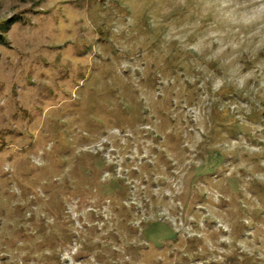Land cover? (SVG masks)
Wrapping results in <instances>:
<instances>
[{
    "label": "rangeland",
    "instance_id": "obj_1",
    "mask_svg": "<svg viewBox=\"0 0 264 264\" xmlns=\"http://www.w3.org/2000/svg\"><path fill=\"white\" fill-rule=\"evenodd\" d=\"M0 264H264V0H0Z\"/></svg>",
    "mask_w": 264,
    "mask_h": 264
},
{
    "label": "trees",
    "instance_id": "obj_2",
    "mask_svg": "<svg viewBox=\"0 0 264 264\" xmlns=\"http://www.w3.org/2000/svg\"><path fill=\"white\" fill-rule=\"evenodd\" d=\"M16 21L14 19L7 20L5 22H0V46L6 45L7 41V31L14 25Z\"/></svg>",
    "mask_w": 264,
    "mask_h": 264
}]
</instances>
